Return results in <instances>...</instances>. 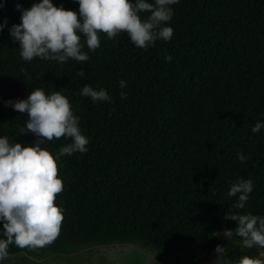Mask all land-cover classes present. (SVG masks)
<instances>
[{
	"label": "trees",
	"instance_id": "trees-1",
	"mask_svg": "<svg viewBox=\"0 0 264 264\" xmlns=\"http://www.w3.org/2000/svg\"><path fill=\"white\" fill-rule=\"evenodd\" d=\"M36 2L0 0V24L7 20L0 31V137L35 143L34 135L19 132L27 113L7 102L42 88L69 99L89 144L86 153L57 161L58 237L43 248L9 245V256L135 244L154 251L153 264H170L178 255L200 264L217 245L229 262L261 258L264 248H245L235 235L225 245L221 234L237 227L227 214L264 217V129L251 131L264 122V0H180L172 6L170 41L144 50L124 32L112 39L102 33L99 48L83 49L89 60L65 63L26 62L9 36L21 22L16 5L27 10ZM52 2L79 15L74 0ZM85 85L105 89L111 102L81 96ZM68 143L54 138L41 147L55 157ZM241 177L253 182L243 209L235 207L238 196L228 195Z\"/></svg>",
	"mask_w": 264,
	"mask_h": 264
},
{
	"label": "clouds",
	"instance_id": "clouds-1",
	"mask_svg": "<svg viewBox=\"0 0 264 264\" xmlns=\"http://www.w3.org/2000/svg\"><path fill=\"white\" fill-rule=\"evenodd\" d=\"M79 5L78 13L65 10L63 5L55 6L52 0H37L30 9L21 12V22L8 29L9 36L18 44L20 56L26 62L34 58L65 63L69 59L86 62L90 51L100 47V35L109 39L124 32L132 44L147 50L157 40L170 41L173 28L169 22L174 15L173 5L180 0H74ZM4 4H0V8ZM148 12L147 19L140 13ZM7 27V20L0 24V31ZM83 37L84 43H81ZM166 62L172 60L165 56ZM26 74V73H25ZM27 75V74H26ZM81 77L85 74L81 71ZM30 79V77H29ZM121 89L127 87L119 81ZM80 95L90 97L93 103L111 102L105 89H93L85 85ZM121 99L127 93L121 91ZM8 106L19 113H27L25 126L19 129L23 135L32 134L35 143L24 146L10 142L7 136L0 137V264L8 258L9 245L19 248H43L51 244L59 235L63 220L62 209L55 205L57 194L63 190L58 178L57 161L61 157L88 151L89 139L82 134L78 116L72 111L69 99L60 91L46 94L36 88L26 99L9 101ZM264 122H257L251 129L259 133ZM70 138L71 143L60 148L55 154L41 147L54 138ZM243 162L246 157L238 153ZM253 191L251 179L240 178L232 184L228 195L237 197L235 207L243 209ZM235 221L237 227L223 232L230 240L233 235L242 238L245 248H264V217L252 214L226 215ZM225 247L217 245L213 264H264V259L244 256L238 261L229 262L224 257Z\"/></svg>",
	"mask_w": 264,
	"mask_h": 264
},
{
	"label": "rangeland",
	"instance_id": "rangeland-1",
	"mask_svg": "<svg viewBox=\"0 0 264 264\" xmlns=\"http://www.w3.org/2000/svg\"><path fill=\"white\" fill-rule=\"evenodd\" d=\"M154 251L143 249L139 245L125 244L114 246L94 247L78 250L70 255H49L38 257L36 254L25 253L8 256L2 264H153ZM216 252L200 264H213ZM264 259V253L261 254ZM22 259L27 260L26 263ZM170 264H185L183 255H178Z\"/></svg>",
	"mask_w": 264,
	"mask_h": 264
},
{
	"label": "water",
	"instance_id": "water-1",
	"mask_svg": "<svg viewBox=\"0 0 264 264\" xmlns=\"http://www.w3.org/2000/svg\"><path fill=\"white\" fill-rule=\"evenodd\" d=\"M221 237H224L223 234H221ZM224 238H225V242L224 243L226 245L227 244V238L226 237H224Z\"/></svg>",
	"mask_w": 264,
	"mask_h": 264
}]
</instances>
